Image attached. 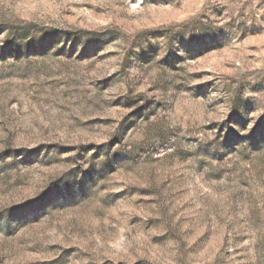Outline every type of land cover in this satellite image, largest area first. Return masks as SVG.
<instances>
[{
	"label": "rangeland",
	"instance_id": "1",
	"mask_svg": "<svg viewBox=\"0 0 264 264\" xmlns=\"http://www.w3.org/2000/svg\"><path fill=\"white\" fill-rule=\"evenodd\" d=\"M0 264H264V0H0Z\"/></svg>",
	"mask_w": 264,
	"mask_h": 264
}]
</instances>
